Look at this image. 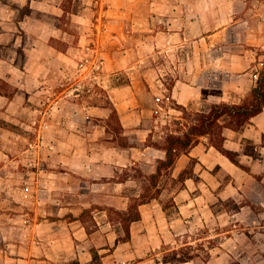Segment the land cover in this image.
<instances>
[{
    "label": "crops",
    "instance_id": "obj_1",
    "mask_svg": "<svg viewBox=\"0 0 264 264\" xmlns=\"http://www.w3.org/2000/svg\"><path fill=\"white\" fill-rule=\"evenodd\" d=\"M261 59L264 0H0V110L21 127L2 130L0 264L227 261L262 225L264 110L225 131L257 144L248 170L207 135L160 169L161 144L187 129L178 105L241 102ZM80 86L108 91L120 132ZM197 246L210 255L165 258Z\"/></svg>",
    "mask_w": 264,
    "mask_h": 264
},
{
    "label": "trees",
    "instance_id": "obj_2",
    "mask_svg": "<svg viewBox=\"0 0 264 264\" xmlns=\"http://www.w3.org/2000/svg\"><path fill=\"white\" fill-rule=\"evenodd\" d=\"M188 112V108L183 105H178ZM264 110V66L259 72L258 79L255 86L249 92V94L243 98L239 103L237 102H218L211 104L207 110H199L193 112L194 122H191L186 131L183 134L169 133L164 143L161 144L167 151V157L159 161V167L172 165L176 157L182 152L187 151L199 138L203 135H207L212 144H214L219 150L226 154L232 161L240 165L244 169L249 167L242 161V153L251 154L254 157L259 156V149L254 140L243 137L242 152L230 149L225 146V131L230 128L237 132L243 131V129L252 121V118ZM188 114V113H187ZM189 115V114H188ZM120 123V122H119ZM120 129L117 131H121ZM248 145L245 146L244 142ZM247 149V148H249ZM118 215L122 217L125 225V235L122 239H127L130 236L129 233V222L141 218V214L138 210V202H134L130 207L129 213L118 212ZM182 250V251H181ZM179 252L181 255L183 249ZM178 254V253H177ZM180 255V256H181ZM186 255V254H185ZM195 254H190L186 257H191ZM179 259V258H178ZM181 259V257H180Z\"/></svg>",
    "mask_w": 264,
    "mask_h": 264
},
{
    "label": "rangeland",
    "instance_id": "obj_3",
    "mask_svg": "<svg viewBox=\"0 0 264 264\" xmlns=\"http://www.w3.org/2000/svg\"><path fill=\"white\" fill-rule=\"evenodd\" d=\"M257 68H258L257 72L259 73L260 70L262 69V64L257 65ZM80 87H81L80 92H82L81 101L84 102V100H86L87 102L100 103L106 109V111L110 114L109 118L111 119L113 128L116 130L120 129L118 111L114 103L110 99L108 91L100 86L92 87L90 91H88L87 89L84 90L83 86H80ZM195 111H198V110L188 109V112H187L189 114L188 115L183 110V115L186 118L187 126L191 122H194L193 115L191 114H193V112ZM3 128L13 129V130L21 129L20 126L14 124L13 122L6 120L4 118L2 110H0V146L2 145ZM244 145L247 146L248 143L245 141ZM247 149L251 150L250 147ZM241 159L244 162V164H246L244 156H242ZM260 221H262V225L259 223V221L255 223L252 222L250 231L247 230L245 234H241L238 237H236L235 240L238 246L235 247L234 253H231L232 257L228 256L227 261H223L218 264H264V206L263 205H262V217H260ZM182 249H183V253H185L186 255L183 254L179 256L177 254L178 250H174V251H169L168 253H166L165 258L170 259V260H175L180 257L182 258L185 256H189L190 254H199L202 257H207L210 255L209 250L205 246H197L195 248L188 247V248H182Z\"/></svg>",
    "mask_w": 264,
    "mask_h": 264
},
{
    "label": "built area",
    "instance_id": "obj_4",
    "mask_svg": "<svg viewBox=\"0 0 264 264\" xmlns=\"http://www.w3.org/2000/svg\"><path fill=\"white\" fill-rule=\"evenodd\" d=\"M102 60L96 62L95 60H88V59H84L81 64H80V67L82 70H85L87 71L88 69H91V68H94V66L97 68V69H100L102 67ZM261 64H262V60H261ZM90 66V67H89ZM263 68V67H262ZM258 69V68H257ZM256 69V71H257ZM256 76H257V79H258V76H259V73L257 72L256 73Z\"/></svg>",
    "mask_w": 264,
    "mask_h": 264
}]
</instances>
